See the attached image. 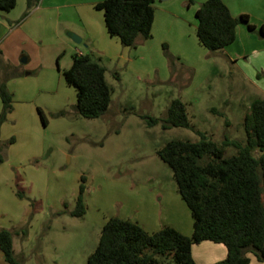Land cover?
Wrapping results in <instances>:
<instances>
[{
	"label": "rangeland",
	"instance_id": "1",
	"mask_svg": "<svg viewBox=\"0 0 264 264\" xmlns=\"http://www.w3.org/2000/svg\"><path fill=\"white\" fill-rule=\"evenodd\" d=\"M178 3L183 5V0ZM195 4L199 2L193 0L194 7L187 10L193 19ZM231 5L246 12L257 26L264 22V0H232ZM24 10L20 1L12 11L20 21L0 32V51L22 69L8 86L12 109L0 122V227L13 232L15 255L23 264H87L105 219L142 211L151 200L159 201L158 192L175 201L179 213L184 208L190 214L171 167L157 151L172 138L197 140L198 131L219 144L226 138L244 140L243 116L257 96L244 74L231 70L221 49L202 46L188 23L160 27L135 46L118 41L121 49H117L101 39L89 45L86 40L72 41L62 22L59 33L68 44L63 50V46L49 49L24 34L20 24ZM162 43L174 56L171 60ZM96 45L106 51L97 52ZM79 49L92 52L106 67L111 101L98 117L75 111V88L63 81L62 71ZM23 57L27 60L20 61ZM242 81L248 83L246 93ZM174 98L185 102L190 127L165 129L161 122L149 125L142 117L165 116ZM223 147L226 155L236 152L231 144ZM252 152L257 155L258 148ZM81 174L86 177V212L76 216L69 210Z\"/></svg>",
	"mask_w": 264,
	"mask_h": 264
},
{
	"label": "trees",
	"instance_id": "2",
	"mask_svg": "<svg viewBox=\"0 0 264 264\" xmlns=\"http://www.w3.org/2000/svg\"><path fill=\"white\" fill-rule=\"evenodd\" d=\"M16 0H0V10L9 11ZM31 6L27 0L25 16ZM95 7L103 10L109 35L118 36L123 45L135 46L138 39L152 36L153 0H101ZM196 36L207 49H222L236 38V26L248 29L255 24L246 12L233 15L224 0H203L195 9ZM258 31L264 35V22ZM165 54L174 56L162 43ZM92 52H74L68 68L63 69L65 82L75 88V111L88 118L102 115L111 101V87L105 78L106 67ZM19 71L0 52V122L12 109V92L7 80ZM41 121L46 118L37 107ZM147 118L149 125L161 122L163 128L190 127L186 104L171 100L165 116ZM245 139H223L219 144L204 132L200 138H172L157 151L173 171L176 188L190 209L193 219L191 235L171 225L147 231L131 218L112 215L101 227L97 244L87 257V264H198L192 245L201 240L221 242L226 255L213 264H247L249 253L264 260V98L250 100L243 116ZM13 141V137L9 139ZM233 145L236 152L226 155L224 145ZM258 148V154L253 149ZM3 152L0 146V163ZM86 177L80 175L78 193L70 214L82 216ZM19 196L22 192L17 191ZM24 233L27 231H23ZM0 250L9 264H23L13 250V232L0 227Z\"/></svg>",
	"mask_w": 264,
	"mask_h": 264
},
{
	"label": "crops",
	"instance_id": "3",
	"mask_svg": "<svg viewBox=\"0 0 264 264\" xmlns=\"http://www.w3.org/2000/svg\"><path fill=\"white\" fill-rule=\"evenodd\" d=\"M20 1L23 3V8L25 6L27 8V0H16L15 6L18 5ZM98 1L101 0H31V6L25 15L26 17L20 24H24L22 28L25 35L35 40L38 39V42L49 49L63 46V50L64 45L68 44L65 36L59 33V24L62 22L67 24L65 27L66 31L75 32L81 36L80 42L86 40L85 45H89V42H92V40L98 41L101 39L106 46H114L117 49H121L120 45L122 43L118 36H111L106 30L103 10L95 7V3ZM162 1L163 0H153L154 19L152 24V35H154L155 30L157 31L160 27L167 29L168 24L184 27L187 23L191 29H194L196 35L195 9L199 5L195 4L193 19L192 15L187 12L190 7H194V5H191L193 0H183V5L178 3L179 0L176 2H170L172 0H169V2ZM202 1L203 0H197L199 4ZM231 1L224 0L233 15L243 12L241 9L232 7ZM175 6L179 7L175 8ZM12 11L13 8L6 12L0 11V32L7 31L8 29L11 30L12 23L20 21V19H18V14L14 12L12 14ZM261 23L258 24L260 25ZM255 26V29L250 30L243 23L237 24L235 40L223 47L221 53L229 60L231 70L238 69L243 73L245 80L249 81V85L255 91V94L264 98V77H262L264 76V35L255 34L253 31H258L259 28L256 23ZM66 37L71 39L68 34H66ZM118 41L121 44H119ZM96 46L97 52L106 51L105 46ZM0 52L5 60L16 66L19 71L18 75L10 77V79L7 80V86H9L10 82L14 81V78L22 75V69L18 66L17 62H14V59L10 57L7 58L2 51ZM23 52L25 51L23 50ZM79 52L82 51L79 49ZM29 58L30 56L28 54V59ZM59 58L60 54L58 55V59ZM26 60L27 57H25V61ZM253 60H255L254 63ZM251 63H253V66H251ZM63 81L65 82L64 78ZM242 82L243 87L245 85L242 92L246 93L248 90L246 88L248 83L246 81ZM1 105L2 102L0 98V108ZM168 197L158 192L157 198H159V201L158 199L153 200V202L151 200L150 205L146 206L142 211L134 214H123L120 217L131 218L150 232L167 224L175 227L186 235H191L193 230L191 213L188 214L187 211L185 212L184 208L183 210L181 209L182 211L179 213L176 210L175 201L172 202V199ZM173 197L177 200L176 194H174ZM192 255L198 264H213L226 255V247L221 242L205 239L192 245ZM249 256L250 260L247 264H264V260H258L252 253H249ZM0 259H4L1 250ZM0 262L3 263L2 261Z\"/></svg>",
	"mask_w": 264,
	"mask_h": 264
},
{
	"label": "water",
	"instance_id": "4",
	"mask_svg": "<svg viewBox=\"0 0 264 264\" xmlns=\"http://www.w3.org/2000/svg\"><path fill=\"white\" fill-rule=\"evenodd\" d=\"M68 35L71 37V39L75 42L81 41V36L76 34L75 32H68ZM21 61H25V57L21 58Z\"/></svg>",
	"mask_w": 264,
	"mask_h": 264
}]
</instances>
